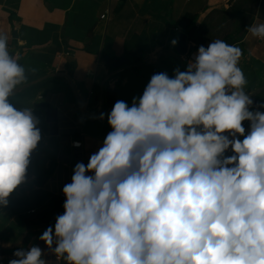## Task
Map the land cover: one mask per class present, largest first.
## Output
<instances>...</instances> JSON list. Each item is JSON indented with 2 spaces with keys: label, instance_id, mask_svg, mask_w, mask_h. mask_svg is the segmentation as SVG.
Wrapping results in <instances>:
<instances>
[{
  "label": "clouds",
  "instance_id": "clouds-1",
  "mask_svg": "<svg viewBox=\"0 0 264 264\" xmlns=\"http://www.w3.org/2000/svg\"><path fill=\"white\" fill-rule=\"evenodd\" d=\"M246 32L264 41V22ZM241 56L212 40L186 71L153 74L131 106L114 103L111 131L86 165H75L64 212L39 237L57 260L264 264V112L250 110ZM28 71L0 34V207L25 181L41 139L32 107L10 100ZM13 255L9 264H48L35 245Z\"/></svg>",
  "mask_w": 264,
  "mask_h": 264
},
{
  "label": "crops",
  "instance_id": "crops-1",
  "mask_svg": "<svg viewBox=\"0 0 264 264\" xmlns=\"http://www.w3.org/2000/svg\"><path fill=\"white\" fill-rule=\"evenodd\" d=\"M254 22H264V0H0V34L8 36L9 50L24 41L16 58L29 70L22 86L31 83L10 100L20 109L32 107L41 132L30 157V178L0 207V246L15 249L27 241L25 250L38 246L48 264H63L39 237L63 214L61 193L75 165H86L111 131L107 114L114 104L104 103L101 91L108 77L107 84L119 89L118 100L131 106L153 74L186 71L200 46L221 39L242 49L238 66L247 79L245 90L261 105L253 103L250 110L264 112V41L246 32ZM181 39L185 54L177 52ZM104 55L128 63L116 70ZM48 107L58 110L59 121L53 115L47 119ZM100 113L105 119L97 118ZM243 126L247 134L250 122ZM78 140L82 145L75 147ZM59 153L71 155V161H59ZM51 168L40 184L41 173ZM13 254L0 256V264H9Z\"/></svg>",
  "mask_w": 264,
  "mask_h": 264
},
{
  "label": "water",
  "instance_id": "water-1",
  "mask_svg": "<svg viewBox=\"0 0 264 264\" xmlns=\"http://www.w3.org/2000/svg\"><path fill=\"white\" fill-rule=\"evenodd\" d=\"M20 48L18 44H15L11 47V49L9 50L11 53H13L15 55V57L17 56V53L19 52ZM192 50V49H190ZM187 51V44L185 42L184 39L180 40L179 46L177 48V52L179 54H185ZM103 61L107 64L112 66L114 69H119L123 66H125L128 63V60L125 58H120V59H112L110 56L108 55H104L103 56ZM108 79H110V77H108L104 83L102 84L101 87V91L103 92V101L104 103H106L107 105H113L116 101H118L119 98V89L117 86H111L109 84H107ZM31 83H28L27 85H24L22 87H18V89L15 91H20L28 86H30ZM253 100V103L259 107H261L259 101L253 97L251 98ZM58 110L56 108H52V107H48V109H46V116L48 120H52L51 119V115L54 116L53 120H55L56 122L59 121V117H58ZM55 134H57V131H55ZM71 155H68L66 153H59L58 154V160L63 162V163H69L71 161ZM35 166H36V160L34 159V164H33V173L35 172ZM32 176V175H31ZM30 177L25 178V181L22 182L17 188L21 187L22 185H24L26 183V181L29 179ZM16 188V189H17ZM15 189V190H16ZM51 220H55L54 216L50 217ZM19 249H27V241L24 243V245H22L21 247L15 248V249H7L4 248L2 246H0V256H5V255H11L14 252H16Z\"/></svg>",
  "mask_w": 264,
  "mask_h": 264
},
{
  "label": "trees",
  "instance_id": "trees-1",
  "mask_svg": "<svg viewBox=\"0 0 264 264\" xmlns=\"http://www.w3.org/2000/svg\"><path fill=\"white\" fill-rule=\"evenodd\" d=\"M193 18L196 20L197 19V16L196 15H193ZM52 174V168L51 169H46L44 170L41 175L39 176V179L38 181L40 182V184H43L44 182H46L48 180V178L51 176ZM21 218L24 219V217L21 216ZM25 222H27V224H30V222H28L26 219H24ZM47 221L48 222H51L49 220V218H47Z\"/></svg>",
  "mask_w": 264,
  "mask_h": 264
},
{
  "label": "built area",
  "instance_id": "built-area-1",
  "mask_svg": "<svg viewBox=\"0 0 264 264\" xmlns=\"http://www.w3.org/2000/svg\"><path fill=\"white\" fill-rule=\"evenodd\" d=\"M75 142H79L80 146L82 145V141L81 140H78V141H75ZM73 145H74V142H73ZM61 197L66 198L63 193H61ZM34 211H35L34 209L31 210V212H34Z\"/></svg>",
  "mask_w": 264,
  "mask_h": 264
},
{
  "label": "rangeland",
  "instance_id": "rangeland-1",
  "mask_svg": "<svg viewBox=\"0 0 264 264\" xmlns=\"http://www.w3.org/2000/svg\"><path fill=\"white\" fill-rule=\"evenodd\" d=\"M63 264H64V262H63Z\"/></svg>",
  "mask_w": 264,
  "mask_h": 264
}]
</instances>
